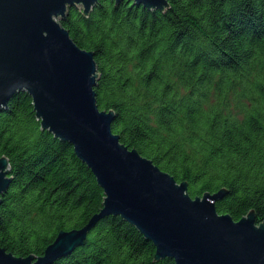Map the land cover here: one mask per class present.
<instances>
[{"label": "trees", "instance_id": "1", "mask_svg": "<svg viewBox=\"0 0 264 264\" xmlns=\"http://www.w3.org/2000/svg\"><path fill=\"white\" fill-rule=\"evenodd\" d=\"M150 9L98 0L68 9L62 25L93 51L102 110L121 142L152 159L192 197L225 189L220 214L264 222V0H169ZM11 184L1 196L0 248L41 256L62 229L83 227L104 189L74 146L42 129L33 98L0 112V157ZM120 215L50 264H176Z\"/></svg>", "mask_w": 264, "mask_h": 264}, {"label": "water", "instance_id": "2", "mask_svg": "<svg viewBox=\"0 0 264 264\" xmlns=\"http://www.w3.org/2000/svg\"><path fill=\"white\" fill-rule=\"evenodd\" d=\"M121 1V0H117ZM164 10L169 0H129ZM98 0H0V112L27 91L42 129L74 146L92 170L105 198L81 228L62 229L41 256L0 248V264H50L85 243L90 230L120 215L156 247L155 258L176 264H264V222L250 211L235 220L216 203L225 189L192 197L186 181L121 142L115 114L97 103L95 53L80 47L61 20L72 6L88 14ZM0 157V203L12 176Z\"/></svg>", "mask_w": 264, "mask_h": 264}, {"label": "rangeland", "instance_id": "3", "mask_svg": "<svg viewBox=\"0 0 264 264\" xmlns=\"http://www.w3.org/2000/svg\"><path fill=\"white\" fill-rule=\"evenodd\" d=\"M78 7H80V8H83V6L82 5H80V6H78ZM84 10V9H83Z\"/></svg>", "mask_w": 264, "mask_h": 264}]
</instances>
